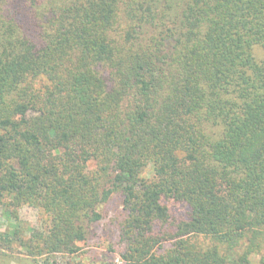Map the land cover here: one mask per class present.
<instances>
[{"label":"trees","instance_id":"trees-1","mask_svg":"<svg viewBox=\"0 0 264 264\" xmlns=\"http://www.w3.org/2000/svg\"><path fill=\"white\" fill-rule=\"evenodd\" d=\"M113 195L125 264H264V0H0V255Z\"/></svg>","mask_w":264,"mask_h":264},{"label":"rangeland","instance_id":"rangeland-1","mask_svg":"<svg viewBox=\"0 0 264 264\" xmlns=\"http://www.w3.org/2000/svg\"><path fill=\"white\" fill-rule=\"evenodd\" d=\"M172 213L177 218L187 216L189 207L183 203L168 202ZM102 216L99 220L89 224L88 238L80 242L81 248L74 253H55L50 256H41L37 259L21 255L5 256L0 255V264H42L45 257H49L52 264H125L122 258L124 244L120 241L119 226L125 218L122 208V199L118 195H113L107 202L99 207ZM20 218L23 225H36L40 222L39 210L33 206L25 205L21 209ZM16 224L6 217L0 219V228L13 230ZM171 245V241L163 244L164 248ZM163 248V249H164ZM240 253V250H238ZM236 254V255H237ZM250 264H259V255L253 254Z\"/></svg>","mask_w":264,"mask_h":264}]
</instances>
